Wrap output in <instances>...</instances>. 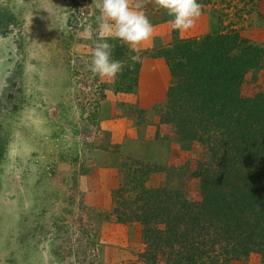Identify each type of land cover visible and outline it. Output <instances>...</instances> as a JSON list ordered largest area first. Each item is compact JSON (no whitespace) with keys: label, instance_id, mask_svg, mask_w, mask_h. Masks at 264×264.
Listing matches in <instances>:
<instances>
[{"label":"rangeland","instance_id":"obj_1","mask_svg":"<svg viewBox=\"0 0 264 264\" xmlns=\"http://www.w3.org/2000/svg\"><path fill=\"white\" fill-rule=\"evenodd\" d=\"M197 3L210 26L172 30L171 43L222 27L264 46V0ZM98 15L92 0H0V264H148L144 225L119 219L137 211L133 183L202 198L195 171L206 148L162 120L168 61L166 89L164 75L141 69L131 92L116 89L118 76H94L91 41L78 33ZM108 42L117 60L127 45ZM241 95L264 97V67L248 70ZM263 263L253 251L229 264Z\"/></svg>","mask_w":264,"mask_h":264},{"label":"trees","instance_id":"obj_2","mask_svg":"<svg viewBox=\"0 0 264 264\" xmlns=\"http://www.w3.org/2000/svg\"><path fill=\"white\" fill-rule=\"evenodd\" d=\"M148 54L166 58L173 76L162 120L208 152L195 171L202 198L136 181L130 188L136 197L128 202L137 211L119 219L144 225L148 264H157L159 255L165 264H229L253 251L264 260V97L241 95L248 70L264 67V46L221 27ZM131 55L128 46L115 52L117 60L130 61L118 75L119 91L138 85L142 62L129 67ZM3 155L0 139V160Z\"/></svg>","mask_w":264,"mask_h":264},{"label":"clouds","instance_id":"obj_3","mask_svg":"<svg viewBox=\"0 0 264 264\" xmlns=\"http://www.w3.org/2000/svg\"><path fill=\"white\" fill-rule=\"evenodd\" d=\"M92 3L99 12L96 24L81 25L78 38L91 41L88 71L101 80L113 81L125 65L112 58L113 45L108 39H118L135 53L129 57L132 62L129 67H134L142 62L141 46L153 39L155 28L143 11L145 0H92ZM154 4L167 11L172 17L168 23L180 33L191 30L202 15V5L197 0H154Z\"/></svg>","mask_w":264,"mask_h":264},{"label":"crops","instance_id":"obj_4","mask_svg":"<svg viewBox=\"0 0 264 264\" xmlns=\"http://www.w3.org/2000/svg\"><path fill=\"white\" fill-rule=\"evenodd\" d=\"M146 2L148 3L147 8H144L143 11L146 13V16L151 21V23L154 25L155 33L151 41L141 46L142 51L144 49L150 50L154 47H161V46L168 45L173 40L171 36V31L173 29L168 23V21L171 20L172 18L168 15L166 10L157 8L154 4V0H146ZM206 18H207L206 14L202 13L200 19H198L196 22V26L197 27L202 26V25L210 26V22H206L207 21ZM194 34L196 35V33ZM143 72H145L146 75L149 74V76H153L155 79H157L158 75L160 77L164 75V80H163L164 88L163 89L168 88V79L170 78L169 76L170 72H169L168 66L166 65L162 57H153V58L144 57L142 61V68H141V73ZM168 72H169V75H167ZM142 91L145 92V89L142 88ZM157 94H158L157 89H154L153 96H156Z\"/></svg>","mask_w":264,"mask_h":264}]
</instances>
